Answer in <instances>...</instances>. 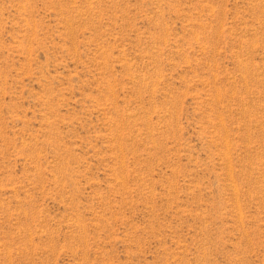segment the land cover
I'll use <instances>...</instances> for the list:
<instances>
[{
	"label": "rangeland",
	"instance_id": "rangeland-1",
	"mask_svg": "<svg viewBox=\"0 0 264 264\" xmlns=\"http://www.w3.org/2000/svg\"><path fill=\"white\" fill-rule=\"evenodd\" d=\"M0 264H264V0H0Z\"/></svg>",
	"mask_w": 264,
	"mask_h": 264
}]
</instances>
